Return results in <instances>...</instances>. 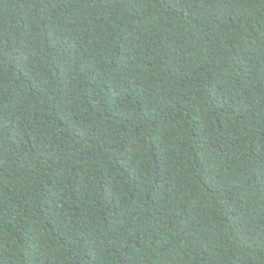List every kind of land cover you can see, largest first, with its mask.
I'll use <instances>...</instances> for the list:
<instances>
[{
    "label": "trees",
    "instance_id": "16d2710c",
    "mask_svg": "<svg viewBox=\"0 0 264 264\" xmlns=\"http://www.w3.org/2000/svg\"><path fill=\"white\" fill-rule=\"evenodd\" d=\"M0 264H264V0H0Z\"/></svg>",
    "mask_w": 264,
    "mask_h": 264
}]
</instances>
